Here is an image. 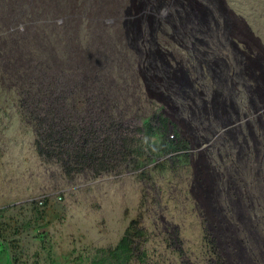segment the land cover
I'll return each mask as SVG.
<instances>
[{
	"label": "flooded vegetation",
	"instance_id": "af4514ba",
	"mask_svg": "<svg viewBox=\"0 0 264 264\" xmlns=\"http://www.w3.org/2000/svg\"><path fill=\"white\" fill-rule=\"evenodd\" d=\"M50 1L0 0V67L25 75L29 94L44 89L47 81L51 111L61 116L60 123L52 122L57 129L65 123L60 136L64 131L82 135L75 123L87 136L113 135L119 170L124 156H133L135 136L147 133L143 151L148 158L161 164L168 153L174 156L172 164L185 171H177L175 182L201 192L213 219L236 210L240 221L245 214L264 221V29L259 19L237 11L229 0ZM51 3L65 20L66 34L55 31L53 19L26 14L28 7ZM18 23L25 25V36L11 31ZM42 33L44 40L59 44L60 54H68L39 55L46 50L36 41ZM91 42L113 43L116 49L103 54L81 45ZM103 63L122 80H101ZM131 71L128 101L127 92H115L113 85L125 84ZM131 162L127 166L136 168L138 163ZM230 227L238 229L234 223Z\"/></svg>",
	"mask_w": 264,
	"mask_h": 264
},
{
	"label": "rangeland",
	"instance_id": "374dc122",
	"mask_svg": "<svg viewBox=\"0 0 264 264\" xmlns=\"http://www.w3.org/2000/svg\"><path fill=\"white\" fill-rule=\"evenodd\" d=\"M229 2L245 16L259 19L264 29V0ZM55 10L51 3L28 7L26 14L39 21H60L53 24L55 31L66 34L65 20ZM13 28L26 35L23 23ZM42 34L36 41L46 50L39 55L68 54H60L59 44L44 40ZM81 45L103 54L116 49L113 43ZM35 48L31 45L34 52ZM102 66L101 80L110 81V76L122 80L106 63ZM131 73L125 84L113 85L115 92H127L128 101L133 91ZM16 75L0 67V264H88L102 249L114 248L133 221L142 234L134 240L137 248L129 264H264V221L249 220L247 214L240 221L233 209L213 219L201 192L175 182L177 171H185L172 164L174 156L168 153L161 164H155L157 157L148 158L143 151L147 133L135 136L132 158L125 155L122 168L116 170L113 135L103 133V140L97 132L87 136L71 119L82 135L64 131L60 136L65 123L58 129L53 124L60 123L61 116L51 111L47 81L42 83L44 89L29 94L26 76ZM151 139L161 146L159 139ZM129 160L138 163L136 168L146 167L135 172L127 166ZM231 223L238 225L236 231Z\"/></svg>",
	"mask_w": 264,
	"mask_h": 264
},
{
	"label": "trees",
	"instance_id": "16d2710c",
	"mask_svg": "<svg viewBox=\"0 0 264 264\" xmlns=\"http://www.w3.org/2000/svg\"><path fill=\"white\" fill-rule=\"evenodd\" d=\"M135 223H137V221H133L124 237L114 248L102 249V251H100L101 255L92 258L88 264H129L137 248V245H134V240L137 235L139 236L142 234L140 229H135ZM144 254V252L139 254L142 260Z\"/></svg>",
	"mask_w": 264,
	"mask_h": 264
}]
</instances>
